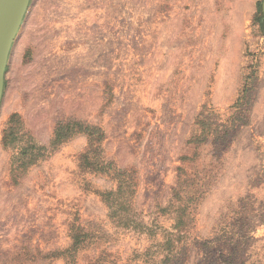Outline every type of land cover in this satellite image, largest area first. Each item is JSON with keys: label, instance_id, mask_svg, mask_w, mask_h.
Returning <instances> with one entry per match:
<instances>
[{"label": "rangeland", "instance_id": "374dc122", "mask_svg": "<svg viewBox=\"0 0 264 264\" xmlns=\"http://www.w3.org/2000/svg\"><path fill=\"white\" fill-rule=\"evenodd\" d=\"M261 2L29 0L0 264H264Z\"/></svg>", "mask_w": 264, "mask_h": 264}, {"label": "water", "instance_id": "95a60500", "mask_svg": "<svg viewBox=\"0 0 264 264\" xmlns=\"http://www.w3.org/2000/svg\"><path fill=\"white\" fill-rule=\"evenodd\" d=\"M28 2L29 0H0V101L8 54ZM261 10L264 16V0L261 2Z\"/></svg>", "mask_w": 264, "mask_h": 264}, {"label": "trees", "instance_id": "16d2710c", "mask_svg": "<svg viewBox=\"0 0 264 264\" xmlns=\"http://www.w3.org/2000/svg\"><path fill=\"white\" fill-rule=\"evenodd\" d=\"M262 18H263V15H262V13H261V14H259V16H258V22H259L260 24H262V23L264 22V20H262ZM64 128H65V125H64V123H62V122H59V123L56 125L55 130H54V134H55V137H56V138H61V137L66 136V134L64 133ZM86 128H87V127H86Z\"/></svg>", "mask_w": 264, "mask_h": 264}]
</instances>
